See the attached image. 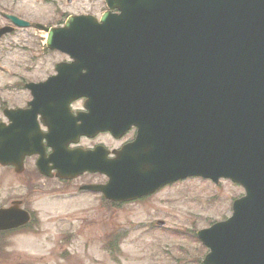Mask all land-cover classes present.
<instances>
[{
    "label": "water",
    "instance_id": "obj_1",
    "mask_svg": "<svg viewBox=\"0 0 264 264\" xmlns=\"http://www.w3.org/2000/svg\"><path fill=\"white\" fill-rule=\"evenodd\" d=\"M139 1L132 8L126 0H106L122 12L120 17L105 15L100 25L72 18L64 28L47 32L46 48L74 63L59 66L57 76L44 83L25 86L32 97L30 109L7 112L11 125L0 127V161L20 163L24 156L38 155L37 169L44 175L55 170L58 177L70 178L87 171L121 178V187L96 189L116 201L133 200L186 178L229 180L245 194L233 203L228 220L196 234L209 250L202 264H264V0H163L158 14L153 0ZM133 9L141 13L133 14ZM128 19L135 28L128 27ZM154 41L161 43V61L151 58L136 70H115L106 78H74L79 57L93 55L99 45L113 42L122 48ZM176 45L189 46V57L169 58ZM80 97L88 99L89 112L112 111V122L97 115L93 128L67 127L65 143L53 139V133L43 136L52 149L45 159L36 116L43 122L44 115L64 113L68 119V104ZM130 98L155 113L152 136L146 135V124L139 128L133 146L141 150L130 161L133 165L123 161L128 147L114 160H107L101 149H65L71 136L121 135L128 127L123 119ZM51 101L56 107L49 106Z\"/></svg>",
    "mask_w": 264,
    "mask_h": 264
},
{
    "label": "flooded vegetation",
    "instance_id": "obj_2",
    "mask_svg": "<svg viewBox=\"0 0 264 264\" xmlns=\"http://www.w3.org/2000/svg\"><path fill=\"white\" fill-rule=\"evenodd\" d=\"M10 3L2 4L0 1V30L6 29L5 33L0 35V42L7 41L8 48H17L19 41L23 44L26 43V38L22 35L32 33L34 38H42L45 42V28H58L62 26L68 17L85 16L90 17L95 23H99L100 19L104 15L116 18L121 15V12L117 8H108L105 0H87V7L78 12H65L57 9L52 10L48 17L47 23H45V14L38 21H31L30 18L20 15L24 8L18 4V0H9ZM46 1V0H45ZM6 2V1H5ZM67 4H73L72 0H66ZM132 5H137V1H129ZM170 3V2H166ZM154 4L157 5L159 12H161L163 0H155ZM139 10L133 9L132 13L137 14ZM12 18L17 22L23 23L24 26H16ZM113 20V19H112ZM129 26L136 27L129 20ZM37 26H41L44 30L37 29ZM41 34V36H37ZM34 42V41H33ZM32 42V43H33ZM99 49L93 52V55L89 57H79L80 64L76 66L78 73H75L76 79H97L113 76V71L120 69L136 70L142 63H146L152 60L156 63L161 61L162 48L159 41L150 43H126L120 48L114 45L113 42L106 43L105 45H99ZM45 50V48H44ZM181 50V49H180ZM185 52L184 49H182ZM58 56V60L45 62V78L48 79L55 75V70L58 65L71 64L72 59L64 56L58 52H51ZM153 54V57L151 56ZM174 58V57H173ZM179 58V57H175ZM106 75V76H104ZM132 77L137 76V73L129 74ZM40 82V81H39ZM91 93V91L87 90ZM138 99L130 98L127 110L124 112L123 122L128 124L127 129L117 137L110 133H101L96 135L69 137L68 139L74 144H69L66 148L68 151L78 152H90L97 149H101L102 153L106 155L108 160H114L116 158L115 153L120 152L122 149L127 148V152L124 153L123 161L126 165H133L130 162L140 154L141 146H133L135 143L139 128L146 124L148 137L152 136L155 127L154 119L155 113L151 108H147L146 105H135ZM151 99L148 100V102ZM28 102V101H27ZM27 102L24 105H11L0 104V127H6L9 125V121L6 119L4 113L9 110L27 109ZM49 102L50 107H56V104ZM88 103V99L81 97L69 103V117L66 119L65 114L52 113L51 115H45L43 125L40 123V117H36L37 121V133L41 135L42 150L45 158L51 154V149L46 146V141L43 136L48 133V125L50 129H53V139L65 138V128L82 129L93 128L96 121L93 116L104 115L112 122V111H100L97 110L89 112L85 105ZM131 103H133L131 105ZM143 107L145 111L140 109ZM87 115H90L89 119H84ZM92 117V119H91ZM107 120V119H106ZM45 122L48 125H45ZM17 132V131H16ZM104 141H101V140ZM75 140V141H73ZM38 156L24 157L20 164L16 166L15 163H9L10 165H3L0 163V264H19L17 262L18 257L27 256L28 253L19 251L17 240L18 237L24 235H34L41 231V221L39 218V212L34 206V199L39 198H51V201L59 200V209L62 213L60 223L65 226L58 233V238L55 240L56 248H49L48 253L54 254L58 260H68V255L75 254L77 251L74 248L76 246L77 232L73 230V225L76 222H82L83 225H91L98 223L101 224L113 221L117 218L122 211L129 210L131 208L145 207L146 204H153L152 210L154 212L145 213L147 221L137 222L142 225H157L162 223L160 217V207L156 206L158 202L157 198L161 195L164 189H160L156 192L149 193L145 196L139 197L132 201H114L112 199H104L103 194L90 191L89 187L106 186L110 190L111 185L116 187L122 186V179H114V177H105L99 174H92L84 172L78 175H74L70 178H57L55 170H51L47 176L39 174L36 167V160ZM51 164L48 166L50 167ZM128 172L136 174L133 169H127ZM110 195V192H109ZM84 199L86 201V211L84 217L78 218L79 202ZM49 206H45V210ZM27 221H24V218ZM114 231H105L93 235L98 237L100 242H103L101 251L109 256L118 252V242L122 240L123 235L119 233L117 229ZM76 236V237H75ZM90 239V238H87ZM86 251L87 244L84 242L81 244ZM45 256V254L43 255ZM25 264H33V261L28 259L21 260ZM76 261L82 264L81 258H77Z\"/></svg>",
    "mask_w": 264,
    "mask_h": 264
},
{
    "label": "rangeland",
    "instance_id": "obj_3",
    "mask_svg": "<svg viewBox=\"0 0 264 264\" xmlns=\"http://www.w3.org/2000/svg\"><path fill=\"white\" fill-rule=\"evenodd\" d=\"M0 1L3 5L10 3L9 0ZM72 1V5L66 0H18V4L24 8L20 15L38 21L45 14L47 23L54 9L72 13L88 5L87 0ZM22 36L27 41L25 44L19 41L17 48H8L7 41L0 42V104L24 105L30 96L22 85L43 81L45 62L58 60L57 55L44 50L42 38H34L32 33ZM242 195L239 187L225 181H220L217 186L198 179L178 183L163 190L156 199V206L161 210V216H156L163 224L160 227L137 223L147 221L145 213L154 214L153 204L122 211L113 221L103 224L99 221L91 225L75 222L74 248L77 252L68 255V260H58L47 250L56 248L55 240L65 227L60 223L62 213L58 203L61 201L37 197L34 206L39 212L41 231L18 237L17 248L29 255L18 257L17 262L25 264L21 260L28 259L33 264H80L76 259L81 258L82 264H200L206 250L196 240L195 233L228 218L231 203ZM45 206L49 208L45 210ZM78 206L81 211L77 216L83 219L89 206L84 199ZM114 229L122 233L123 238L118 242V252L109 256L101 251L103 242L93 235L116 232ZM84 242L88 247L86 251L81 246Z\"/></svg>",
    "mask_w": 264,
    "mask_h": 264
},
{
    "label": "bare ground",
    "instance_id": "obj_4",
    "mask_svg": "<svg viewBox=\"0 0 264 264\" xmlns=\"http://www.w3.org/2000/svg\"><path fill=\"white\" fill-rule=\"evenodd\" d=\"M140 109H142L143 111H145V109L143 107H141Z\"/></svg>",
    "mask_w": 264,
    "mask_h": 264
}]
</instances>
